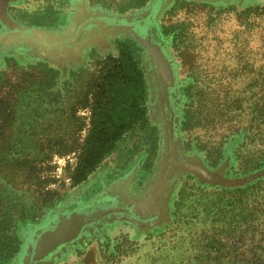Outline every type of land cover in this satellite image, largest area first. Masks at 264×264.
Returning <instances> with one entry per match:
<instances>
[{
	"label": "rangeland",
	"instance_id": "1",
	"mask_svg": "<svg viewBox=\"0 0 264 264\" xmlns=\"http://www.w3.org/2000/svg\"><path fill=\"white\" fill-rule=\"evenodd\" d=\"M135 1L143 5L119 12L132 0H8L0 34L34 28L47 43L67 41L88 16L132 19L153 0ZM261 4L172 0L153 20L178 81L170 155L222 168L225 180L214 183L178 166L166 177L167 143L150 64L125 32L90 23L74 44L51 48L21 36L2 39L0 70L17 66L34 76L16 94L13 115L0 119V264H27L41 227L100 198L131 206L136 226L99 222L37 264H264V23L250 17L246 26L237 16ZM134 26L143 34L142 22ZM126 39L138 49L146 124L134 123L84 182L69 187L76 154L66 149L82 142L104 57L115 56ZM188 110L197 125L182 129Z\"/></svg>",
	"mask_w": 264,
	"mask_h": 264
},
{
	"label": "trees",
	"instance_id": "2",
	"mask_svg": "<svg viewBox=\"0 0 264 264\" xmlns=\"http://www.w3.org/2000/svg\"><path fill=\"white\" fill-rule=\"evenodd\" d=\"M142 5V2L132 0L117 9L123 12ZM237 16L246 26L250 25V17H258L264 23V4L245 6ZM162 31L161 33L165 34V28ZM157 33L159 34L158 31ZM261 39L264 48V33ZM129 41L126 39L125 43L118 42L120 46L116 55L108 54L104 57V65L92 92L89 126L82 142L69 150L66 149L76 154L68 175L69 187L84 182L134 123L146 124L144 77L139 66L138 49L135 46L131 47L133 43ZM46 70L51 73L56 72L51 67H47ZM33 76L32 69L17 66H8L0 70V119L13 115L16 94L25 91V85ZM177 87L171 93L172 98L178 96ZM184 115L182 129L197 125L198 120L194 121L189 110L185 111ZM214 161L210 162L214 163Z\"/></svg>",
	"mask_w": 264,
	"mask_h": 264
},
{
	"label": "water",
	"instance_id": "3",
	"mask_svg": "<svg viewBox=\"0 0 264 264\" xmlns=\"http://www.w3.org/2000/svg\"><path fill=\"white\" fill-rule=\"evenodd\" d=\"M7 1L8 0H0V20L2 23H5L7 20L4 13V7ZM171 1L172 0H153L145 8H142L132 19L127 15L114 17L88 16L84 21L75 26L74 34L67 41L47 43L34 34V28H12L11 30L0 34V41L7 37L13 38L14 36H21L23 39L31 40L45 48L62 47L68 44H74L81 28L90 23H102V30L125 32L126 36L133 39L140 46L148 58V62L150 64L149 72L151 74V82L155 87V105L158 108V115L161 119L163 138L168 145V150H170L172 148L173 141L177 136L176 125L178 119L176 101L178 96L172 98L171 93L178 85V81L176 79V73L172 60L169 58L164 43L156 31V26L154 25L153 20L158 12ZM134 22H142L145 26V33L142 34L137 31L133 27ZM173 99H175V106L171 103ZM165 117L166 119H164ZM174 166L183 168L185 171L194 174L205 182H218L219 178L225 180L223 178L224 174L222 168L217 171H211L202 166L200 163H190L182 160L175 161ZM251 177H253V175L244 177L241 180L246 181ZM158 190L150 195V199L155 197ZM106 202H111L113 205H107L105 204ZM155 208L158 211L160 210L158 206ZM124 210L125 208L116 206L115 201H106L100 198L92 205L81 207L78 211L64 210L63 212L58 213L55 216V223L52 225L53 228L50 230L46 228L40 229L39 233L34 238L31 243V254L27 264L44 262V257L48 253L56 252L62 245H65L68 242L73 243L74 240L72 239L78 240L82 237L81 230L87 226H91L103 214L116 211L124 212ZM131 212L133 213L132 209ZM149 213V215L152 216L157 212L152 210L149 211ZM107 220L110 221V219ZM128 221L136 226V222H134L133 218H128L127 222Z\"/></svg>",
	"mask_w": 264,
	"mask_h": 264
},
{
	"label": "flooded vegetation",
	"instance_id": "4",
	"mask_svg": "<svg viewBox=\"0 0 264 264\" xmlns=\"http://www.w3.org/2000/svg\"><path fill=\"white\" fill-rule=\"evenodd\" d=\"M86 19V18H85ZM84 19V20H85ZM83 20V21H84ZM82 22V21H81ZM136 24V22H134L133 23V27H135L134 25ZM78 25V24H77ZM90 24H87V26H89ZM82 29V28H81ZM143 33H145V26H144V32ZM73 34H74V31H73ZM72 34V35H73ZM79 35V34H78ZM78 35H77V37H78ZM72 37V36H71ZM76 40V39H75ZM172 103V102H171ZM170 105V104H169ZM171 107V106H170ZM174 145H172V148L170 149V150H168V145H167V152H166V170H168V173H167V175H166V177H168L172 172H171V167L172 166H174V162L175 161H178V158L177 157H175V156H173L172 154L170 155V153L171 152H173L174 151ZM165 188V187H164ZM164 188H162V189H159L158 191H157V193L155 194V197L156 196H159V193H161L163 190H164ZM105 204H107V205H113L111 202H106ZM115 205L116 206H118L119 207V204L118 203H116L115 202ZM158 206V208H160L159 207V205H157ZM120 207H123V208H125V210H124V212H112V213H106V214H103L95 223H93V224H96V223H99V222H102V221H107V219H111V220H114V221H120V220H122V221H127L128 220V218H134L135 217V215L131 212V206H123V205H121ZM81 208V207H80ZM79 208V209H80ZM78 208L77 209H75V211H78L79 210ZM74 211V210H73ZM54 223H55V218H54V220H53V223H51L50 225H47V226H43V227H41V229H43V228H46V229H52L53 228V226L52 225H54ZM92 224V225H93ZM91 225V226H92ZM90 226H87V227H85L84 229H82L81 230V234H83V232L86 230V229H88ZM72 240H75V239H72ZM67 244H69V242L68 243H66L65 245H62L61 247H60V249H58L56 252H54V253H48L45 257H44V262L45 261H49L54 255H56V254H58L59 253V251L61 250V248H63V247H65ZM52 254V255H51ZM37 264V263H36Z\"/></svg>",
	"mask_w": 264,
	"mask_h": 264
},
{
	"label": "bare ground",
	"instance_id": "5",
	"mask_svg": "<svg viewBox=\"0 0 264 264\" xmlns=\"http://www.w3.org/2000/svg\"><path fill=\"white\" fill-rule=\"evenodd\" d=\"M164 119H166V117Z\"/></svg>",
	"mask_w": 264,
	"mask_h": 264
}]
</instances>
